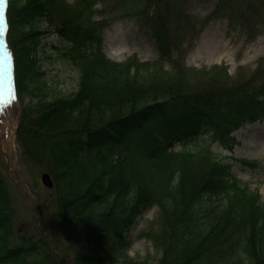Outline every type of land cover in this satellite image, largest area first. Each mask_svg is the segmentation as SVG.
Wrapping results in <instances>:
<instances>
[{"label": "trees", "instance_id": "1", "mask_svg": "<svg viewBox=\"0 0 264 264\" xmlns=\"http://www.w3.org/2000/svg\"><path fill=\"white\" fill-rule=\"evenodd\" d=\"M100 1L102 8L98 0H10L8 7L17 95L28 98L16 139L27 164L52 174L48 217L60 253L71 264L120 257L122 264H264V202L200 141L230 143L235 128L264 118V63L246 78L224 67H185L173 57L187 17L175 0ZM213 11L232 26L264 28V0H218ZM121 17L153 38L155 61L117 62L101 52L100 32ZM50 33L78 72L69 93L47 82L37 62L40 38ZM223 190L225 207L205 204ZM151 206L159 212L142 233L160 250L156 263L123 253ZM18 218L0 171V264H68L44 234L19 233Z\"/></svg>", "mask_w": 264, "mask_h": 264}, {"label": "rangeland", "instance_id": "2", "mask_svg": "<svg viewBox=\"0 0 264 264\" xmlns=\"http://www.w3.org/2000/svg\"><path fill=\"white\" fill-rule=\"evenodd\" d=\"M176 2L187 18L184 36L178 41L179 50L173 57H179L185 67L198 70L224 67L231 76L246 78L254 72L258 62L264 63V28L255 25L242 27L239 24L230 27L224 15L212 14L217 0ZM104 3L113 4L111 1ZM98 5L103 7L101 2H98ZM96 16L102 17L100 13ZM100 38V48L110 59L122 61L133 54H136L140 61L155 59L156 50L150 36L142 32L132 18L110 22L102 30ZM52 44L62 45L52 35L42 39L41 49L44 48L46 55L45 59L40 61L41 69L45 71V78L56 90L59 89L60 93L64 94L69 93L77 87V72L69 64L63 63L60 51L49 47ZM111 51L115 54L110 55ZM161 64L163 68L170 69L169 64ZM27 100L26 98L24 103ZM19 106L14 88L4 89L0 95V171L5 182L9 184L10 193L18 209L19 218L15 227L19 233L33 239L38 238L41 227L48 232L53 244L61 246L59 236L48 220L52 191L40 181L42 169L27 165L23 151L14 137L13 131L21 109ZM232 135L235 138L232 148L211 141L208 137L200 141L209 144L213 152L221 154L227 162L232 163V173L251 189H257L264 201V120L245 124ZM237 158L248 159L252 163L246 166ZM18 175L21 180H17ZM221 199L222 197H212L210 204H216ZM157 213V208L151 207L140 216L136 226L131 228L132 240L125 249V254L130 258L147 257L152 263L159 258V251L153 244L139 235V232L156 218Z\"/></svg>", "mask_w": 264, "mask_h": 264}, {"label": "snow or ice", "instance_id": "3", "mask_svg": "<svg viewBox=\"0 0 264 264\" xmlns=\"http://www.w3.org/2000/svg\"><path fill=\"white\" fill-rule=\"evenodd\" d=\"M5 32V27H4V5H3V0H0V37H3ZM0 45H3V40H0ZM5 71L8 74L9 81H11V67H12V62H11V56L8 53H5ZM15 97L13 96V99Z\"/></svg>", "mask_w": 264, "mask_h": 264}, {"label": "water", "instance_id": "4", "mask_svg": "<svg viewBox=\"0 0 264 264\" xmlns=\"http://www.w3.org/2000/svg\"><path fill=\"white\" fill-rule=\"evenodd\" d=\"M42 182L48 187H51L53 185V182L50 179V176L48 173H43L41 176Z\"/></svg>", "mask_w": 264, "mask_h": 264}, {"label": "bare ground", "instance_id": "5", "mask_svg": "<svg viewBox=\"0 0 264 264\" xmlns=\"http://www.w3.org/2000/svg\"><path fill=\"white\" fill-rule=\"evenodd\" d=\"M111 54H115V53H114L113 51H111V52H110V55H111ZM3 70L5 71V68H4ZM5 73H6V71H5Z\"/></svg>", "mask_w": 264, "mask_h": 264}]
</instances>
